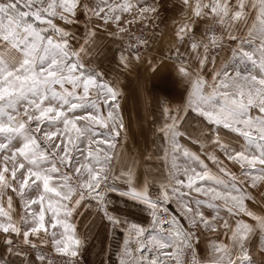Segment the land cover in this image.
Segmentation results:
<instances>
[{
    "label": "snow or ice",
    "instance_id": "6c2138e0",
    "mask_svg": "<svg viewBox=\"0 0 264 264\" xmlns=\"http://www.w3.org/2000/svg\"><path fill=\"white\" fill-rule=\"evenodd\" d=\"M182 4L173 41L185 96L162 107L154 152L138 162L124 154L122 93L96 65V37L111 25L130 36L122 23L157 7L0 0V264H84L97 221L106 239L122 238L118 264H254L253 237L264 248V0ZM147 45L130 36L119 64ZM207 233L217 239L202 260Z\"/></svg>",
    "mask_w": 264,
    "mask_h": 264
},
{
    "label": "crops",
    "instance_id": "0c3cea01",
    "mask_svg": "<svg viewBox=\"0 0 264 264\" xmlns=\"http://www.w3.org/2000/svg\"><path fill=\"white\" fill-rule=\"evenodd\" d=\"M157 12L159 24L151 33L148 42L150 50L139 52L141 59H135V54H132L130 63L125 68L119 64V56L122 53L128 55V52L114 53L113 50L107 61L109 79L118 82L122 93L120 104L128 129L124 154L138 162L143 155H151L154 152L153 132L163 123L162 107L175 108L185 96L186 84L175 70L180 61L176 60V45L173 41L175 27L186 18L182 0H166L162 6L159 4ZM202 26L204 25L199 27ZM146 171L147 166L141 164V172ZM92 212L94 215L95 209H92ZM91 219L92 217H88L83 221L84 224ZM78 227L84 235L87 230L82 225ZM121 239L119 236L115 240L110 237L106 239L105 232L97 221L96 226L88 233V246L83 254L84 264H105V261L109 260L111 264H118L116 252Z\"/></svg>",
    "mask_w": 264,
    "mask_h": 264
},
{
    "label": "rangeland",
    "instance_id": "374dc122",
    "mask_svg": "<svg viewBox=\"0 0 264 264\" xmlns=\"http://www.w3.org/2000/svg\"><path fill=\"white\" fill-rule=\"evenodd\" d=\"M165 2L166 0H143L144 6L155 5L157 7V10H158L159 4L162 6V4ZM161 15H162V12L160 13V17H162ZM128 20H133V16L125 13L124 16L122 17V21H128ZM136 21L137 22L147 21L149 23L151 31L146 33L147 35L144 37V39L147 40V42H149L150 36L152 35L151 33H153V31L155 30V27L159 24L158 12L149 14L148 19H144V20L137 19V20H134L132 23ZM94 23L100 24L101 22L94 21ZM122 26L125 28H127L128 26L131 27V25L127 23H122ZM89 27H91V25H89ZM205 27L206 26H202L200 28L202 30ZM80 28L81 30L84 29L83 23L80 25ZM114 31H116V25H111L109 28H105L101 26L97 30L95 62H96V65L100 69L105 70V71H107V68H109V62L107 61L109 57L112 55L113 50H114V53L125 52V51L120 50L118 47V44H120L119 39L115 38L114 35L110 34V32H114ZM80 34L81 36H83L84 34L83 31H81ZM148 48H149L148 45L144 46V51H141V52H146L147 50L149 51L150 49ZM229 166L231 167V165ZM233 170H236V169H233ZM249 191L251 192L252 195L256 196L257 199H260V194L257 189H249ZM246 203L253 210L257 209V206L254 205L252 201H247ZM261 206H264V204H262ZM243 219H245L249 223H253V224L255 223L248 217H243ZM206 236H207V239H205L204 242L201 243L198 248V257L202 260L206 259L208 256V249L210 247L209 241L217 239L216 233H207ZM219 241H224L227 243L228 238L227 236L220 234ZM249 253L254 261V264H264V248L261 247V242L258 236L253 237V242L249 244Z\"/></svg>",
    "mask_w": 264,
    "mask_h": 264
},
{
    "label": "built area",
    "instance_id": "2783aa9c",
    "mask_svg": "<svg viewBox=\"0 0 264 264\" xmlns=\"http://www.w3.org/2000/svg\"><path fill=\"white\" fill-rule=\"evenodd\" d=\"M127 29H128V33L133 38L134 37H140V36H143V38H144L147 35L146 33L151 31L150 25L147 21H140V22L136 21V22L131 24V27L128 26ZM217 34H219V33H217ZM130 36L129 35H121V34H117L114 36L115 38L119 39V41H120V44H118V47L120 50L125 51V52L127 51L128 41H129ZM198 38H199V36H198ZM141 51H144V46L140 47L139 52H141Z\"/></svg>",
    "mask_w": 264,
    "mask_h": 264
}]
</instances>
